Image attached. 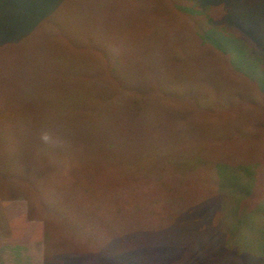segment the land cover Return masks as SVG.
I'll use <instances>...</instances> for the list:
<instances>
[{"label": "rangeland", "instance_id": "374dc122", "mask_svg": "<svg viewBox=\"0 0 264 264\" xmlns=\"http://www.w3.org/2000/svg\"><path fill=\"white\" fill-rule=\"evenodd\" d=\"M0 201L9 264H264V0H0Z\"/></svg>", "mask_w": 264, "mask_h": 264}, {"label": "crops", "instance_id": "0c3cea01", "mask_svg": "<svg viewBox=\"0 0 264 264\" xmlns=\"http://www.w3.org/2000/svg\"><path fill=\"white\" fill-rule=\"evenodd\" d=\"M9 209L10 208L8 206H2L1 201H0V218H1V221H3V223H6V225H7L8 221L10 220L9 217L10 216L13 217L12 212ZM14 215L16 216V214H14ZM4 230H6V228L2 229V226L0 223V255H1L0 256V264H9L10 261H7L8 256H10L9 252L12 254L16 253V256H17V254L19 255V253H21V257L24 258V256L27 253L25 254V252L23 250H18V248H19L18 243L13 244L14 246H13V248H11L10 251H8V249L6 247H4L5 244L3 242H4V240H6V239H4L5 236L3 235ZM25 244L26 243L22 242L21 245H23V247H24ZM27 249H31V251L34 250L33 256H31V251L28 252L29 257H32L31 259H29V261L32 262V259H34V256L36 258H39L40 249H39L38 244L28 243Z\"/></svg>", "mask_w": 264, "mask_h": 264}, {"label": "trees", "instance_id": "16d2710c", "mask_svg": "<svg viewBox=\"0 0 264 264\" xmlns=\"http://www.w3.org/2000/svg\"><path fill=\"white\" fill-rule=\"evenodd\" d=\"M4 117V116H3ZM12 147L11 146H8V149L10 150ZM15 151V149L14 150H12V151H10L9 153H11V154H13V152ZM10 159L12 158L11 156L9 157ZM205 163H207L206 162V160L204 159V164ZM184 164V166H185V168L184 169H186V168H191V164H189V163H187V162H185V163H183ZM25 165V164H24ZM30 167V166H29ZM31 169H32V167H30ZM55 170H57V169H55ZM186 170H188V169H186ZM217 180H218V177H217ZM12 194L14 195V193L12 192ZM62 203V202H61ZM61 203H56V207L54 208V209H56L57 210V213H55L56 215L57 214H59L61 217L62 216H65V215H63V214H60V213H63V212H65V208H64V205H63V203H62V205L63 206H60L59 204H61ZM31 209H32V206H31ZM82 229V226L80 225H78L77 226V229ZM103 253V256L102 257H104V260L106 261V262H108L109 260H110V258H111V256H112V258H113V255L112 254H114V252H105V251H103L102 252Z\"/></svg>", "mask_w": 264, "mask_h": 264}]
</instances>
